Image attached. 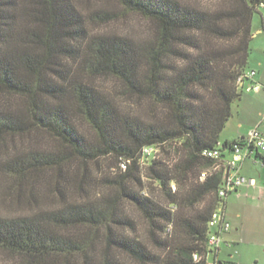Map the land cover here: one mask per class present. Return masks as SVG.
Here are the masks:
<instances>
[{"label": "trees", "instance_id": "trees-1", "mask_svg": "<svg viewBox=\"0 0 264 264\" xmlns=\"http://www.w3.org/2000/svg\"><path fill=\"white\" fill-rule=\"evenodd\" d=\"M114 1L121 12L84 13L89 0H0V145L37 133L58 144L0 162L16 200L37 203L35 184L51 174L59 200L52 210L0 215V251L16 264L78 257L92 264L99 240L98 264H119L114 253L136 264H202L192 256L208 252V221L225 207L228 195L218 197L225 168L213 171L203 153L219 148L225 162L244 140L218 137L240 99L236 80L246 73L252 19L264 13V0H222L214 10L188 0ZM128 14L149 23L144 37L90 27ZM104 79L118 95L146 101L148 118L123 110L98 84ZM104 160H112L108 174L93 182L87 166ZM74 163L83 168L72 177L79 197L68 203L61 187ZM143 163L157 195L144 193ZM126 205L141 216L144 234ZM81 227L74 240L59 234Z\"/></svg>", "mask_w": 264, "mask_h": 264}, {"label": "rangeland", "instance_id": "rangeland-1", "mask_svg": "<svg viewBox=\"0 0 264 264\" xmlns=\"http://www.w3.org/2000/svg\"><path fill=\"white\" fill-rule=\"evenodd\" d=\"M89 1L90 9L84 8V4L81 6L84 13L100 9H116L120 11L114 0ZM188 1H191L193 4H198L203 8L213 10L224 6V2L222 0ZM263 25L264 13H262V16L255 14L252 19V40L250 42V54L247 60L246 72L251 71V69L257 71L259 64H264ZM90 27L93 31L114 32L122 35H128L136 39L144 37L150 29L148 22L132 14L121 16L118 21L108 24H90ZM98 84H100L103 90L111 92L114 96H116L117 103L123 110L128 111L132 115H140L143 118H148L150 106L146 101L137 102L135 99L118 95L117 90L119 89L116 83L108 79L101 80ZM262 123H264V89L259 93L241 90L240 99L238 102L233 104L232 114L219 134L218 139L220 142L224 140L237 139L241 135H246L249 131L255 129L259 130ZM78 127L82 133L90 135L89 129L81 122H78ZM57 147L58 144L44 133H37L28 139L16 138L15 140H8L0 145V162L5 161L14 154L25 152L31 148L53 151V149ZM148 152H151V155H156V157L159 155L157 153L158 151L155 149ZM111 163L112 160H104L100 162L101 167H95L93 165L87 166V170L93 177V182H98V178L100 176L108 174L107 169ZM142 166L144 193L147 195L156 193L157 195L158 188L156 184L147 178L146 163H143ZM260 168H262V166ZM82 169V166L78 163L72 164L69 171L70 177L67 176L68 181H65L66 183H63V186L61 187L63 188V196L66 198L68 203L76 201L79 197L74 187L76 183H74L72 177L74 173L79 172L80 174ZM257 170L259 171L260 169ZM46 177H49V175ZM53 180L54 176L51 174L49 180L46 181L44 178V180H39L35 184L36 190L34 192H36L35 197L37 198V203H32L30 205L26 202L25 197L24 199L16 200L14 195L13 197L9 195L7 189L10 181L5 176L0 174V215L19 216L33 213L38 210L55 209L59 205V200L55 197L56 195L53 194ZM171 186L173 188L176 187L174 184ZM238 194L239 196H236L237 193H230L225 199V221L229 224V233L235 236L236 242H234V244L222 243L220 245V259L226 258L228 262L226 264H264V248L257 245L258 242L264 240V176L263 181L260 182L259 192L250 194L246 193V196L245 194L241 195L240 192ZM25 195H28V193L26 192ZM172 209L174 208L172 207ZM126 212L136 222L137 234H144L145 223L141 216L128 205H126ZM170 231H172L171 227L167 229V232ZM84 232L86 231L83 227L68 228L64 231H60L59 234H65L74 240L81 237ZM101 244L103 245V241L99 240L92 264H96V262L98 264L97 260L99 258V251L103 248ZM114 255L119 264H136L122 254L114 253ZM18 261L19 259L17 257L0 251V264H16ZM82 261V258L78 257L77 259L73 258L71 263L82 264Z\"/></svg>", "mask_w": 264, "mask_h": 264}, {"label": "built area", "instance_id": "built-area-1", "mask_svg": "<svg viewBox=\"0 0 264 264\" xmlns=\"http://www.w3.org/2000/svg\"><path fill=\"white\" fill-rule=\"evenodd\" d=\"M255 75V71H249L239 76L236 80L237 86L246 92H259L261 85L254 81ZM203 154L206 158L215 162L212 167L213 171L220 167L225 168L222 185L218 190V197L223 199L230 193L235 192L243 184L253 183L252 180L242 177L238 171L240 164L251 155H261L264 159V138L257 130L250 131L243 142L233 147V151L225 162H222L219 148L207 150ZM206 177L207 172L200 174V180H204ZM208 228L210 229L206 242V250L208 252L203 255L195 253L192 257L195 262H202V264H219L217 253L220 246V234L229 230V224L225 221L224 208L222 206L211 214Z\"/></svg>", "mask_w": 264, "mask_h": 264}, {"label": "crops", "instance_id": "crops-1", "mask_svg": "<svg viewBox=\"0 0 264 264\" xmlns=\"http://www.w3.org/2000/svg\"><path fill=\"white\" fill-rule=\"evenodd\" d=\"M251 71H254V70L251 69ZM255 73H256V75L254 77L255 78L254 81L261 85L260 91H262L264 89V86H263L264 85V64L260 63L259 67H258V69H257V71ZM259 92H256V93H259ZM257 131L264 138V123H262L260 125V129L257 130ZM249 132L246 135H241L237 139L224 140L222 142H220V141L219 142L220 143H223V142H226V141L230 142V141L238 140L240 138H245V137H247ZM261 158H263V156H261V155H257V156L256 155H251V156L247 157L240 164L239 171H238L239 174L242 177L248 178L247 180H252L253 183L252 184H243L242 186H240L234 192V193H237L236 196H239V194H238L239 192L241 193V195L245 194V196H246V193L250 194V193H255V192H259L260 191V182L263 181V176H264V170H263L264 164H263ZM261 166H262V168H260ZM257 169H260V170L258 171ZM260 171H262V172H260ZM225 209H226V204H225V207H224V216H225V219H226ZM234 242H236L235 236H233L231 233H229V230L226 231V232H221V234H220V245L222 243H224V244H232L233 243L234 244ZM257 245H260L262 248H264V240H262L261 242H258ZM220 252H221V247L219 246V250H218V253H217V259H218L219 264L228 263L226 258L220 259ZM229 258H230V256H229ZM254 260H256V259H254Z\"/></svg>", "mask_w": 264, "mask_h": 264}]
</instances>
